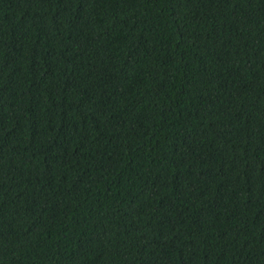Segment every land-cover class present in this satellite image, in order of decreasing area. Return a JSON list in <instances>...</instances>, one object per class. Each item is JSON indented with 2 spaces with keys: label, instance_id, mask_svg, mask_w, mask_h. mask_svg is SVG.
Returning a JSON list of instances; mask_svg holds the SVG:
<instances>
[{
  "label": "trees",
  "instance_id": "16d2710c",
  "mask_svg": "<svg viewBox=\"0 0 264 264\" xmlns=\"http://www.w3.org/2000/svg\"><path fill=\"white\" fill-rule=\"evenodd\" d=\"M0 264H264V0H0Z\"/></svg>",
  "mask_w": 264,
  "mask_h": 264
}]
</instances>
